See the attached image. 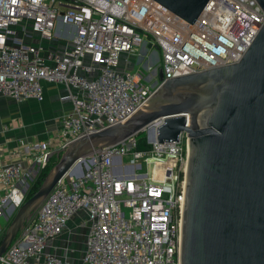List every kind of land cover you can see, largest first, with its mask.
Segmentation results:
<instances>
[{
  "label": "built area",
  "instance_id": "2783aa9c",
  "mask_svg": "<svg viewBox=\"0 0 264 264\" xmlns=\"http://www.w3.org/2000/svg\"><path fill=\"white\" fill-rule=\"evenodd\" d=\"M263 25L257 0H209L193 24L156 0H0V98L42 101L49 82L64 85L62 100L72 102L53 137L26 144L15 160L0 156V219H13L26 178L51 154L125 122L168 79L239 62ZM153 47L161 57L147 55L148 74L129 67L130 56ZM163 121L144 129L147 148L134 134L81 158L85 174L57 183L0 264H72L61 239L75 217L88 234L74 264H181L189 135L160 143ZM7 226L0 223V238Z\"/></svg>",
  "mask_w": 264,
  "mask_h": 264
},
{
  "label": "water",
  "instance_id": "95a60500",
  "mask_svg": "<svg viewBox=\"0 0 264 264\" xmlns=\"http://www.w3.org/2000/svg\"><path fill=\"white\" fill-rule=\"evenodd\" d=\"M156 1L191 24L209 2ZM161 118L160 143L189 135L181 264H264V25L239 62L168 79L125 122L56 152L58 163L7 226L0 257L67 173L85 174L81 158Z\"/></svg>",
  "mask_w": 264,
  "mask_h": 264
},
{
  "label": "crops",
  "instance_id": "0c3cea01",
  "mask_svg": "<svg viewBox=\"0 0 264 264\" xmlns=\"http://www.w3.org/2000/svg\"><path fill=\"white\" fill-rule=\"evenodd\" d=\"M142 58L143 56L139 57L132 64L141 62ZM148 65L145 61L142 66ZM66 92L64 85L46 82V95L42 101L29 99L17 102L5 97L0 98V156L7 158L5 161L15 160V152L23 156L26 144L48 140L58 132L61 116L72 108L71 101L62 100ZM18 103L20 110H14L12 106ZM9 117H12V120ZM9 120L13 123L12 128L7 125Z\"/></svg>",
  "mask_w": 264,
  "mask_h": 264
},
{
  "label": "rangeland",
  "instance_id": "374dc122",
  "mask_svg": "<svg viewBox=\"0 0 264 264\" xmlns=\"http://www.w3.org/2000/svg\"><path fill=\"white\" fill-rule=\"evenodd\" d=\"M150 53H155V54H153V57L155 59H158V56L161 57V50L157 49L156 47H153L150 49L148 54L142 55L143 58H142L141 62L136 63V64L133 63L131 65V69H134V71L140 70V71H142V74H145V75L148 74L149 71L147 69H145L142 65H143V62L146 61L147 55H149ZM139 56H140V51L138 50L137 53H135V57L130 56L129 58L132 60V62H136L137 59L139 58ZM122 62H124V57H122ZM155 64H156L155 65L156 67H159V65L161 64V61L157 60ZM157 78H159V76H157ZM12 107L14 110H17V109L20 110V104L19 103L15 106H12ZM10 110L11 109L9 108V111ZM9 118L12 120V117H9ZM18 118H17V120H18ZM12 124L13 123L10 121L7 125L9 128H12L13 127ZM148 129H150V128H148ZM136 137H137V140L139 143L146 141V138L148 137L147 130H142V131L138 132ZM127 160H128V158L126 157L125 161L127 162ZM30 176H28L25 180V183L27 182V184L29 186L32 183V179L30 178ZM42 203L33 211V213L30 215L29 218H33L36 215V213L40 209ZM10 222L5 220L4 218L0 219V223L3 224L4 226L9 225ZM69 225H70V228H69L68 232L63 236V238L61 240L63 242L64 248L69 246V248L73 251L71 258H70V262L72 264H74L77 260H79V258L83 254L85 240H86V237L88 234V227H87L85 220H81L78 217H75L74 219H72ZM62 251H63V249H62Z\"/></svg>",
  "mask_w": 264,
  "mask_h": 264
},
{
  "label": "trees",
  "instance_id": "16d2710c",
  "mask_svg": "<svg viewBox=\"0 0 264 264\" xmlns=\"http://www.w3.org/2000/svg\"><path fill=\"white\" fill-rule=\"evenodd\" d=\"M138 146L139 148H147L149 147L148 142H147V138L146 141L139 143L138 142ZM58 157L56 155H53L48 163L46 164V166L44 168H42L39 173L37 174L36 178L32 181L30 188L27 192V198L31 197L41 186V184L43 183V181L45 180V178L49 175L50 171L56 166V164L58 163ZM5 234V233H4ZM3 234V236H4ZM3 236L0 238V243L1 240L3 238Z\"/></svg>",
  "mask_w": 264,
  "mask_h": 264
}]
</instances>
